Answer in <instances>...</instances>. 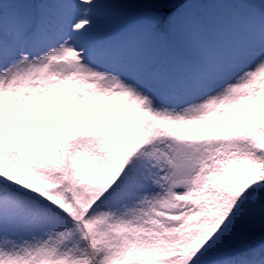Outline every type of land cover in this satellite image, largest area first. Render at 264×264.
Segmentation results:
<instances>
[{
    "label": "rangeland",
    "instance_id": "obj_1",
    "mask_svg": "<svg viewBox=\"0 0 264 264\" xmlns=\"http://www.w3.org/2000/svg\"><path fill=\"white\" fill-rule=\"evenodd\" d=\"M145 1H90V18L93 21L89 26L77 28L75 36L79 47L91 40H98L103 34L112 35L116 28L128 20H136V13L139 19L134 27L117 31V34L109 37L113 42L112 52L107 50V54L96 60L81 57L79 61H69L68 66L61 67L63 74L71 76L75 73L64 85L72 88L70 96L81 103H95V100H99L104 107H118L130 101L135 106L153 105L158 113L169 114L176 120H193L203 115H213L219 120L225 116L228 118V110L231 114L264 111V80L258 86L252 80V74L264 79V0L183 2L173 20V27L179 32L180 41L190 45L180 51H192L191 55H196L201 63L194 59H191L192 62L187 61L179 53H172L169 57V72L160 66V70L155 71L151 77L146 75L140 78V69L152 63L158 64L163 46L171 44L165 33L157 32L154 18L150 14L152 8L165 7V2ZM67 6L66 15L70 10V5ZM71 20L68 16L62 17L63 33ZM6 60L9 61L7 65L5 61H0V83H3L4 78L14 80L21 68L28 67L23 71L39 69L41 72L31 74L34 78H30L29 73H21V77L30 82L38 76L36 82L31 83L32 86L39 83L43 88H37L44 91L52 87L45 81H54L58 83V93H61L63 85L61 79H57L60 70L55 63H48L41 69L39 60L30 61L27 66L22 65L17 55L10 57L7 54ZM45 67L47 70L43 72ZM78 88L82 89L81 93L76 92ZM4 95L0 93V108L9 105ZM25 104L26 101H18L7 112L24 115L27 110ZM83 118L88 119L87 116ZM219 124H223L222 121ZM224 129L232 127L224 126ZM188 134L190 132L179 138L174 133L166 132L157 143L147 145V150L134 165V173L124 189L96 209V213H105L107 216L103 224L106 230L116 227V224L120 228L129 225L126 231L128 238L133 239L137 247L149 249L157 244L168 243L177 236L187 239L193 245L204 229L214 225L215 229L223 230L221 224L213 223L210 214L200 217L194 209L195 203L184 204L174 198L175 193H185L204 183L209 165L215 166L216 158L223 166V171L210 178L215 188L224 189L238 184V189L243 193L241 195L246 199L259 198L260 193L259 196L256 193L264 185V170L260 171L263 180L258 186L248 176L262 169L264 152L253 150L250 153L253 159L240 160L236 168V159L221 154L207 139H185L184 135ZM205 165L207 169L204 171ZM1 171V180L18 189H25L17 167L12 165ZM132 182H142L143 185L132 188ZM204 187L206 197L216 199L217 203L216 194L212 196L205 183ZM163 210L177 212L181 216L180 220H166L161 215ZM8 213L7 216L13 219L20 217L12 211ZM33 217L30 220L9 219L8 222L0 219V264L10 261L14 249L35 239L45 242L48 232H55L58 225L62 227L66 224L56 218L35 222ZM226 217L230 218L229 214ZM225 244L231 252V238ZM124 247L127 251L135 249L134 246ZM83 254L79 252L78 258L82 260ZM218 264L232 263L226 258ZM236 264H264V259H240Z\"/></svg>",
    "mask_w": 264,
    "mask_h": 264
},
{
    "label": "trees",
    "instance_id": "obj_2",
    "mask_svg": "<svg viewBox=\"0 0 264 264\" xmlns=\"http://www.w3.org/2000/svg\"><path fill=\"white\" fill-rule=\"evenodd\" d=\"M164 13V10H160L158 14L155 15L156 19L158 20L159 24L161 25L163 23L162 15ZM139 133L138 130H134L132 133V136ZM109 138V137H108ZM108 138H104L102 141H107ZM110 141L116 143L118 150L116 151V146L111 151H105L103 152V157L105 163L107 165L105 167H109V169H101L103 166H101L102 162L99 160V162H96L93 164L95 170L103 171L105 174H114L113 169L117 168V170L121 169L124 165V159L121 155V150L123 149V144L129 143L128 140L130 138H118V137H110ZM98 139L97 141H99ZM264 141V138L261 137V135L257 134L254 130L245 131L243 134H238L236 136L230 137L225 143L223 144L225 150H234L236 155L240 158L244 157V153L249 152V150L253 148H257L259 143ZM28 151H32L31 149H28ZM37 155V153H35ZM56 159L54 158L51 153H42L40 156L39 162L34 167V169L42 174L44 178H52L54 179L55 176L57 177L56 170L58 167L54 165ZM117 162L118 164H116ZM123 164V165H122ZM30 164H28L26 167H28ZM65 171L67 172L68 169L65 168ZM117 175V173H115ZM115 175V176H116ZM68 181V182H67ZM73 181V182H72ZM60 180L61 187L59 186V189H62V193L69 194L68 189L71 187L72 190L70 191L74 193L75 188H73V185L75 184V180ZM75 181V182H74ZM77 186L82 187L83 190H90L92 193L100 191L101 185L92 186L88 181H84L82 183L78 182ZM105 189L107 187H104ZM55 191V190H54ZM91 193V194H92ZM64 194V195H65ZM71 194V193H70ZM229 196L227 199H224V206L230 210L232 214L235 215H241L243 218V222L239 225H237V231L241 233H245V236L242 237V234H238L239 242H234L233 244L235 247H239L243 252L241 255L244 258H251L253 256V248L251 247V243L255 242L256 240L262 239L264 240V205L261 203H247L245 201H240L241 199L238 198L235 194L227 193ZM45 196L51 197L52 195L50 193H45ZM264 201V199H263ZM220 218V215L219 217ZM94 224V223H93ZM98 234H96L95 239L97 240H104L105 238L109 236H113V232H108V234L103 233L100 231V229L97 230ZM106 236H104V235ZM98 235V236H97ZM63 236L66 237L63 239ZM60 241L64 243L62 246H60ZM67 241V242H66ZM51 247L48 248V245H44L43 247H40L41 253L39 255L35 254L34 257H32V262L29 264H42L41 261H43L45 264H77L75 261V258L73 256L74 251L69 250L66 245H70L71 242L74 243L75 246L80 245V239L76 232H71L69 229H67L65 232H59L57 235V239H53L51 241ZM64 249V250H63ZM63 250V251H62ZM68 250L70 252V255L73 256L72 258L64 257L65 251ZM214 253L217 252H223L225 249L222 244L218 243L216 248L213 249ZM62 253H59L61 252ZM264 249H261V252H263ZM112 253V251H111ZM60 258H64L60 259ZM65 261V262H63ZM28 264V263H27Z\"/></svg>",
    "mask_w": 264,
    "mask_h": 264
}]
</instances>
